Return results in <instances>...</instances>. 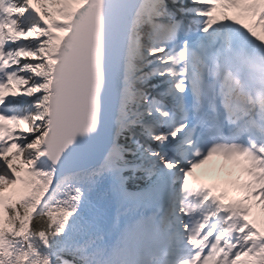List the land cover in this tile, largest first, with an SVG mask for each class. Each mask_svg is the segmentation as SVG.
<instances>
[{
    "label": "snow or ice",
    "instance_id": "6c2138e0",
    "mask_svg": "<svg viewBox=\"0 0 264 264\" xmlns=\"http://www.w3.org/2000/svg\"><path fill=\"white\" fill-rule=\"evenodd\" d=\"M171 2L175 5L177 0ZM177 11L181 9L173 11L168 0H0V175L9 177L3 186L11 196L0 205V264H118L137 246L143 250L134 264H264V182L256 183L237 167L222 172L226 179L214 175L215 169L206 170L201 178L197 170L207 164L193 165L184 173L183 187L197 179L216 185V191L208 194L215 199L198 214L195 209L180 208L181 218L175 219L166 207L173 193L164 174L143 191L132 193L126 189L128 177L122 170L108 168L113 153L122 152L118 119L111 139L100 141L95 162L69 174L75 181L68 184L71 191L59 184L54 188L57 167L75 138L98 130L99 95L106 79L110 92L127 91V73L135 69L132 61L145 60L140 51L143 35L155 37L158 45L147 49L158 65L148 78L171 74L172 87L181 93L187 85L175 75L182 61L179 74L190 81L194 95L201 81L197 65L208 55L222 70L240 67L241 51L232 42L233 32L244 29L254 38L248 40L240 33L245 47L252 45L264 54V33L253 27L262 21L256 16L241 17L236 8L225 15L240 28L210 33L213 21L222 19V10L213 8L203 14L209 17L203 28L206 35L194 42L196 48L166 51L167 42L175 41L177 29L182 28ZM106 22L110 34L128 40L124 74L115 78L111 64L105 66ZM237 84L241 94L252 88L247 80H237ZM24 98L29 103L23 108L13 103ZM212 103L219 110L216 97ZM230 124L218 115L215 135L223 136ZM202 126L183 124L170 132L171 139H155L178 141L180 148ZM250 134L252 143L243 154L264 160V123ZM45 162L47 167L42 166ZM30 177L35 178V192L25 190L24 181ZM106 177L114 194L136 201L149 213L125 224L122 248L103 243L102 216L85 194ZM58 190L62 198L56 197ZM236 200L241 203L235 208L226 207ZM194 214L196 219H192ZM73 218L76 223L70 227ZM36 223L43 227L37 229ZM33 240L39 241V248Z\"/></svg>",
    "mask_w": 264,
    "mask_h": 264
},
{
    "label": "rangeland",
    "instance_id": "374dc122",
    "mask_svg": "<svg viewBox=\"0 0 264 264\" xmlns=\"http://www.w3.org/2000/svg\"><path fill=\"white\" fill-rule=\"evenodd\" d=\"M193 5H195V3L192 2V0H177V3L175 5L172 4L171 0H168V6L169 8H171L173 11H176V9H181V11H177L176 12V16L177 19L180 23L183 24V22L181 21V18H179V15L182 17L184 16V12L186 13L187 9H190L191 7H193ZM183 13V14H182ZM225 21V18L223 19ZM236 28H240V26H235ZM262 33H264V29H260ZM242 31L245 32L244 29H240V32H234V33H242ZM139 35V32H138ZM147 35H143L140 38V43L143 45V47L140 48L141 52L145 53V60L144 61H132L133 64H135V69H132L131 71H136V77L135 78H131L130 73H128V82L130 83V88H127V91L124 93L123 97H127L130 96L133 92L136 91V89L138 90V93H145L142 95H137L136 96V101L138 102V104H145L144 108L140 111V113H145V117L144 119L147 120V122H144V128L147 129V131L145 133H141L139 131H134L132 129H127L128 131L132 132V136L136 139L137 144L142 152V160L144 162V165L148 166L150 171H154L153 173L158 177V175L160 174V170L159 168H156L157 166V154L159 153V149L162 148V146H160V142L164 141H158L155 138L150 139V135L151 134H155L157 136H162V130L160 128V123L158 115H151V114H147L148 112H154L155 111V107L152 103V101L144 103L145 99L147 97H153L154 93H160L161 91H164V89L166 87H171V84L166 81L165 79L167 77H161L159 75V73L156 74V76H154L153 78L149 79V73H151L153 71V69H155L156 67H158V65L155 63L156 61V57L153 56H149L147 55V49L153 46H158L156 44H152L151 39H146ZM162 55V54H160ZM148 61H153V64L150 65L148 64ZM130 71V70H129ZM134 73V72H133ZM14 104L18 103L21 108H23L24 106H26L29 101L27 98L24 99H18L17 101L13 102ZM139 106V105H138ZM263 106L260 108L262 109ZM137 109H141L137 107ZM123 109H121L119 111L120 113V117L121 119H123L125 116L123 114ZM260 113L262 114V110H260ZM124 127L130 126L131 124L128 121L124 120ZM121 128V127H120ZM169 135V134H168ZM167 135V136H168ZM168 138V137H167ZM167 152V151H166ZM164 152V153H166ZM160 154V153H159ZM157 156V157H156ZM223 172V171H222ZM222 172H220L222 174ZM217 172L215 171L214 175ZM2 176V175H0ZM71 177V176H69ZM14 179V177H13ZM72 179V177L70 178V180ZM63 181H68V180H63ZM62 181H58L57 183H61ZM26 181H24V185H25ZM55 183V184H57ZM54 184V185H55ZM110 177H106L105 179L101 180L98 184L97 187L94 191H92L91 193L93 194H99L101 195L104 200L110 205V207L112 208H116L118 211H120L119 209H121L123 207V202L124 200H130V198H125L121 195H119L118 193L114 194L111 189H110ZM85 188H87V185H84ZM1 199L3 200V202H7L9 199H11V196L9 195H5L1 197ZM107 222H109L108 219H106ZM104 223V221H103ZM114 225V224H113ZM112 230L109 229L107 232L104 233V240L107 239L109 232ZM19 246V244H18Z\"/></svg>",
    "mask_w": 264,
    "mask_h": 264
},
{
    "label": "water",
    "instance_id": "95a60500",
    "mask_svg": "<svg viewBox=\"0 0 264 264\" xmlns=\"http://www.w3.org/2000/svg\"><path fill=\"white\" fill-rule=\"evenodd\" d=\"M126 42V36L121 37L115 33L110 34L106 22L103 40L105 66L107 69L109 64H111L114 78L120 74ZM118 91L119 88H117L114 92H110L109 83L106 79L104 89L99 95V118L97 132L94 134L88 133L86 135H78L68 151L72 159L80 161L78 166L84 165L91 158L95 157L101 140L111 139L112 132L114 130L112 123L114 119L115 103ZM57 168L60 167L58 166Z\"/></svg>",
    "mask_w": 264,
    "mask_h": 264
},
{
    "label": "bare ground",
    "instance_id": "6f19581e",
    "mask_svg": "<svg viewBox=\"0 0 264 264\" xmlns=\"http://www.w3.org/2000/svg\"><path fill=\"white\" fill-rule=\"evenodd\" d=\"M233 24H235V23H233ZM245 35L248 37L247 39L248 40H250V39H252L253 37H251V35L249 34V33H245ZM243 40H244V37L242 38ZM136 77V75L134 74V73H132L131 74V78H135ZM169 78H167V80H168ZM124 87H125V85H124ZM226 158H229L228 156H226ZM166 165H171L172 167L171 168H169V167H166ZM42 166H44V165H42ZM158 166L160 167V168H162V169H164L165 171H167V172H173L174 171V167H173V165L171 164V163H169V161L166 159V158H161V159H159V161H158ZM45 167V166H44ZM7 179H9L8 177H5V176H0V195L1 194H6L5 193V189H4V181L5 180H7ZM34 180H35V178H33V177H30L27 181H26V183H25V185H24V187H25V190H30L31 192H35L36 191V188L34 187ZM75 181H74V179L72 178L71 180H69L68 182L67 181H64L63 183H60L59 185H60V188L61 189H65V190H67V191H71V188H70V186L68 185L69 183H74ZM54 188H55V186H54ZM87 196H88V198L89 199H91V200H93L95 203H96V205L98 206V209H99V213L101 214V216H102V222H103V220L105 219V218H109L111 221H113L114 220V217H115V210L114 209H111V208H109L108 207V205H107V203H105V202H101V201H99L95 196H94V194L93 193H85ZM62 196H63V192L62 191H57L56 192V197L57 198H62ZM76 223V220H75V218H73L72 219V222L70 223V227L72 226V225H74ZM17 247H19L18 245H17Z\"/></svg>",
    "mask_w": 264,
    "mask_h": 264
},
{
    "label": "trees",
    "instance_id": "16d2710c",
    "mask_svg": "<svg viewBox=\"0 0 264 264\" xmlns=\"http://www.w3.org/2000/svg\"><path fill=\"white\" fill-rule=\"evenodd\" d=\"M118 142H119V145L121 147H127V145H128V141L125 140V138H122L121 135L119 137ZM117 155L124 157L125 160H132L133 159L131 157V155L125 153V150H122V152L118 150ZM122 175L125 177H128L127 182H126L127 188H140L145 184L144 176L141 173H139L138 171L126 170V171L122 172ZM35 227L37 229H39V228L43 227V224L42 223H36ZM32 243H33L34 247H37V248L40 247L38 240H33Z\"/></svg>",
    "mask_w": 264,
    "mask_h": 264
}]
</instances>
